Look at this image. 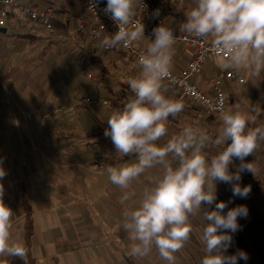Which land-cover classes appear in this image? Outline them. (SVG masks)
I'll return each mask as SVG.
<instances>
[{"label": "crops", "instance_id": "crops-1", "mask_svg": "<svg viewBox=\"0 0 264 264\" xmlns=\"http://www.w3.org/2000/svg\"><path fill=\"white\" fill-rule=\"evenodd\" d=\"M20 1L39 9L53 7L55 19L53 27L47 29L15 9L0 25V159L7 172L2 181L4 203L14 212L13 241H24L20 189L26 185L34 218L32 250L37 264H167L155 249L144 258L131 256L132 241L121 228L124 213L137 208L142 193L159 180V168L147 170L128 189H121L110 182L106 168L126 166L136 157H121L110 138L86 136L133 98L127 81L139 74V64L119 47L107 50L100 46V39L114 31L91 39L80 29L79 15L85 11V0ZM155 1L163 8L166 26L172 29H179L194 7V0ZM90 24L93 21L87 17L85 25ZM150 39L154 38L145 35L139 45L146 50ZM174 49L171 70L180 72L194 50L179 44ZM92 55L100 58L101 62L95 58L94 63L101 68L93 66ZM220 58H208L191 81L214 93L213 80L225 71ZM76 63L86 65L88 74L93 72L96 77V82L87 87L97 99L88 107L94 115L93 123L75 111L79 105L70 83ZM236 72L247 79L245 83L224 77L219 84L226 93L229 110L248 116L249 128L263 127L264 71L259 76H254L251 69ZM164 88L167 97L182 101L185 108L175 118L169 117V133L160 144L186 126L204 130L212 137L221 133L223 127L215 113H207L176 88L165 83ZM208 151L206 148V154ZM99 164L105 165L104 171H99ZM239 164L233 163L230 171L235 172ZM252 164L257 172L241 173L240 181L242 187L251 186L248 198L233 197L230 185L217 183V202H228L225 214L238 205L248 208L247 218H238L241 230L233 234L227 250L228 255L238 250L248 254L246 262L239 260L237 264H264V164ZM125 192L130 198L122 205ZM206 210H214V205ZM190 219L191 239L176 253L177 264H200L205 254L202 234L206 221L202 213ZM9 264L24 262L10 258Z\"/></svg>", "mask_w": 264, "mask_h": 264}, {"label": "clouds", "instance_id": "clouds-1", "mask_svg": "<svg viewBox=\"0 0 264 264\" xmlns=\"http://www.w3.org/2000/svg\"><path fill=\"white\" fill-rule=\"evenodd\" d=\"M99 0L90 4L94 9ZM143 0H107L105 14L118 26L113 35L100 39V46H129L145 37L144 24L136 20ZM179 25L181 33L202 39L211 38L221 52L222 70L251 69L254 76L264 71V0H194V7ZM146 51L139 56L140 72L127 83L134 93L122 109L107 120L105 137L111 139L121 157L135 156L136 161L123 167H107L113 185L128 189L147 170L159 168L160 178L154 187L142 193L139 206L126 211L121 228L132 241L130 255L144 258L153 249L167 264H177L176 253L191 239V217L202 213L204 256L200 264H237L248 254L238 250L228 255L233 234L241 230L238 218H247L246 205L224 210L228 202H217V183L230 185L233 197L248 198L251 186H241V173L253 172L245 158L264 142V127L249 128V118L239 110L225 111L221 106L223 128L217 137L206 131L186 126L179 134L168 136L167 121L182 112V101L167 97L164 81L170 76L177 36L164 23L153 29ZM98 38L101 37L97 33ZM210 144L224 145L209 158L205 149ZM239 160L235 172L230 171ZM7 172L0 159V264L19 258L28 264L29 249L22 241H13V210L4 203L3 179ZM127 192L121 197L123 205ZM214 205V210H206Z\"/></svg>", "mask_w": 264, "mask_h": 264}, {"label": "built area", "instance_id": "built-area-1", "mask_svg": "<svg viewBox=\"0 0 264 264\" xmlns=\"http://www.w3.org/2000/svg\"><path fill=\"white\" fill-rule=\"evenodd\" d=\"M93 2L94 0H85V11L79 15L80 29L87 33L91 39H95L97 33L102 34L109 30L116 33L118 31V26L110 16L103 11L106 7V3L103 0H99L97 6L94 9H90V4ZM143 5L144 7L140 6L138 8L135 18L144 24V34L154 38L153 29L162 23L166 26L163 8L160 3L155 0H143ZM15 9L27 13L32 21L45 26L47 29L53 27L55 19V9L53 7L39 9L35 5L23 4L20 0H0V25L5 24L8 14ZM87 17L93 21V24L89 26L85 25V19ZM173 32L174 35L177 36L176 44L193 48L194 54L182 71L174 72L170 69V76L164 83L176 88L187 98L197 102L207 113H215L220 119V123L223 127L220 117L221 106H223L225 111H228L229 105L226 93L219 87L221 79L227 77L229 79L238 80L240 83H245L247 79L238 74L236 70H225L218 73L213 80V84L216 88L214 93L203 90L196 83L191 81V77L202 71L208 58L216 56L221 57L223 55L222 52L216 48L211 38H198L187 33H181L179 29H173ZM140 41L141 40L133 42L129 46H118L137 64L139 56L146 51L139 45ZM114 48L105 49L111 50ZM88 78L95 79L96 77L92 73H89ZM84 101L90 103L92 102V98L86 97ZM104 103H107V101L105 100ZM98 169L104 171L105 165L99 164Z\"/></svg>", "mask_w": 264, "mask_h": 264}, {"label": "rangeland", "instance_id": "rangeland-1", "mask_svg": "<svg viewBox=\"0 0 264 264\" xmlns=\"http://www.w3.org/2000/svg\"><path fill=\"white\" fill-rule=\"evenodd\" d=\"M75 73L72 75V80L73 83H70L72 85V89H73V94H74V101L75 103H78L79 106H75V111L77 113L78 112H82V116L85 117H89L91 122L93 123V113L90 109H88L89 106H91V103H95L96 102V97L92 96L91 94H89L87 87L91 86L92 84H94L96 82V80L94 79H90L88 78V67L84 64H75ZM140 70V69H139ZM93 74V72H92ZM107 93V92H106ZM86 97H91L92 98V102L88 103L83 101V98L85 99ZM85 102V103H84ZM96 113L98 112L97 110H95ZM82 121V119H81ZM83 123V121H82ZM264 127V125H263ZM222 146V145H220ZM220 146H216V145H209V151H208V156L209 158H211L212 156L218 154V152H220L222 149ZM91 156L94 155V152L91 151ZM240 162L239 160H234V163ZM245 162L246 163H262L261 165L264 164V142H261L260 147L258 148V150H256L253 155H249L248 157L245 158ZM252 167L254 169V173L257 172V170L255 169V166L252 164ZM100 171V170H99ZM249 172V171H248ZM250 173V172H249Z\"/></svg>", "mask_w": 264, "mask_h": 264}, {"label": "trees", "instance_id": "trees-1", "mask_svg": "<svg viewBox=\"0 0 264 264\" xmlns=\"http://www.w3.org/2000/svg\"><path fill=\"white\" fill-rule=\"evenodd\" d=\"M93 66L95 67H102V65H97V63H94L96 59H98L99 62L100 58L91 56ZM96 58V59H95ZM108 127L107 123H100V126L96 128L94 131L89 132L86 134V136L89 139H101V140H107L109 139L108 137H105L104 131ZM93 144V143H91ZM221 149L223 150L224 145L220 146ZM20 195H21V206L24 211V220L22 222V230H23V243L26 244V246L29 249V254H28V264H37V259L33 254L32 246H33V235H34V218H33V212L32 209L30 208L28 198H27V186L22 185L20 189ZM24 262V261H23Z\"/></svg>", "mask_w": 264, "mask_h": 264}]
</instances>
